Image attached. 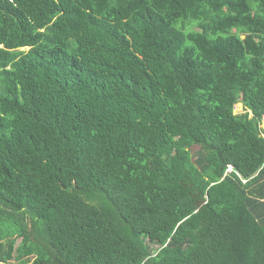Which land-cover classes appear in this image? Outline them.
Instances as JSON below:
<instances>
[{"label":"trees","instance_id":"1","mask_svg":"<svg viewBox=\"0 0 264 264\" xmlns=\"http://www.w3.org/2000/svg\"><path fill=\"white\" fill-rule=\"evenodd\" d=\"M263 119L264 0H0V264H264Z\"/></svg>","mask_w":264,"mask_h":264},{"label":"rangeland","instance_id":"2","mask_svg":"<svg viewBox=\"0 0 264 264\" xmlns=\"http://www.w3.org/2000/svg\"><path fill=\"white\" fill-rule=\"evenodd\" d=\"M243 112V108H242V105L241 104H237L236 106H235V108H234V113L235 114H240V113H242ZM261 129L262 130H264V119H263V121L261 122ZM20 242V239H18L17 240V244Z\"/></svg>","mask_w":264,"mask_h":264}]
</instances>
